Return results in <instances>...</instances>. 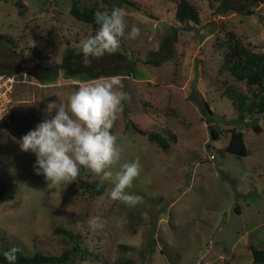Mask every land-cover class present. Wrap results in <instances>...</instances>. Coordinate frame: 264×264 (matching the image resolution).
I'll list each match as a JSON object with an SVG mask.
<instances>
[{"label": "rangeland", "instance_id": "obj_1", "mask_svg": "<svg viewBox=\"0 0 264 264\" xmlns=\"http://www.w3.org/2000/svg\"><path fill=\"white\" fill-rule=\"evenodd\" d=\"M71 1L0 0V70L26 77L14 85L9 124H0V251L16 243L26 254L59 255L74 244L54 231L60 226L79 240L63 264H252L250 247L264 248V114L238 119L225 88L249 92L224 68L223 53L232 36L264 51V2L230 0V9H219L222 0H188L199 18L186 26L174 17L179 0H76L119 7L126 33L140 28L137 39L121 38L115 54L86 67L81 41L97 29L69 12ZM64 59L73 61L69 76ZM35 71L50 74L41 79ZM113 76L129 97L112 129L119 164L138 158L142 165L126 190L143 198L135 207L111 200L109 181L100 194L85 189L79 177H100L84 168L65 187L48 184L35 174V154L18 144L55 115L49 104ZM128 118L162 135L167 147L136 132ZM232 131L243 133L246 155L225 150ZM93 217L103 227H90Z\"/></svg>", "mask_w": 264, "mask_h": 264}, {"label": "clouds", "instance_id": "obj_2", "mask_svg": "<svg viewBox=\"0 0 264 264\" xmlns=\"http://www.w3.org/2000/svg\"><path fill=\"white\" fill-rule=\"evenodd\" d=\"M94 21L99 26L95 35L81 41L83 63L87 67L93 59L105 54H115L126 36L135 40L140 28L132 25L130 30L119 7L94 12ZM124 84L113 76L86 83L74 90L67 101L51 103L46 111L55 115L45 119L34 130H30L18 141L23 152L35 154V174L43 175L48 184L64 187L76 181L82 168L100 177L101 182L109 181L113 187L110 199L129 207L143 202L139 195L126 190L142 172L139 159L119 164L122 150L117 146V137L112 133L115 122L123 112V104L129 97L123 91ZM3 116H0L2 118ZM119 164L118 169L115 167ZM123 221H117L122 226ZM92 228L103 227L99 218L89 221ZM22 249L11 247L3 253L8 264H16L17 254Z\"/></svg>", "mask_w": 264, "mask_h": 264}, {"label": "trees", "instance_id": "obj_3", "mask_svg": "<svg viewBox=\"0 0 264 264\" xmlns=\"http://www.w3.org/2000/svg\"><path fill=\"white\" fill-rule=\"evenodd\" d=\"M122 1L127 4L126 0ZM256 1L261 3L264 2V0ZM230 3V0H222L219 9H230ZM97 10L104 11L107 9L97 3L80 7L76 0H72L70 2L69 12L76 19L83 21L88 25H91L94 29H98L99 27L95 23L93 15ZM174 17L177 21L185 22L187 24L186 26H191L190 23H196L199 18L196 8L188 0L178 1ZM229 34L234 35L231 32ZM223 62L224 68L227 69V71L235 78L236 81H242L245 84L247 91L249 92V94L247 92L242 93L238 91L234 85L231 84L227 85L225 88L227 97L239 110L238 119L243 120L245 113L264 114V51H254L248 46H245L239 37L232 36L227 39V49L223 53ZM72 63L73 61L64 59L62 64V74L64 76H69L72 74ZM55 72L56 70L53 73ZM49 74L50 73L48 72L36 71L33 73L34 76L41 79H47ZM11 115L12 110L10 112V116ZM128 120L131 122V126L136 132L148 135L149 139L156 142L163 148L167 147L165 139L164 137H162V135H160L159 133L147 132L141 129L139 125L133 122L130 118H128ZM7 123L9 124L6 119H2L0 121V124H3L4 126ZM254 128L257 130L258 127L255 125ZM212 136L216 137L214 130H212ZM225 150L227 152L240 156L246 155L247 150L243 139V133H241L240 131H232ZM78 181L85 189L92 190L97 194L102 193V191L104 190V182L102 183L101 180L89 183L87 181H83L79 177ZM5 191V184L0 182V202H2L4 199ZM54 231L72 240L74 243L73 247L65 250L59 255L46 254L40 251H36L33 254H26L20 245L16 243H10L4 246L0 251V264H8L3 256V253L13 246H17L22 249V251L17 254L16 264H63L67 262L70 259L71 254L79 249L78 237L70 229L64 227L55 226ZM250 249L252 254V264H264V248L259 249L251 246ZM130 262V260H124L121 261V264H130Z\"/></svg>", "mask_w": 264, "mask_h": 264}, {"label": "built area", "instance_id": "obj_4", "mask_svg": "<svg viewBox=\"0 0 264 264\" xmlns=\"http://www.w3.org/2000/svg\"><path fill=\"white\" fill-rule=\"evenodd\" d=\"M26 77H21L17 73L0 71V121L11 111L12 93L15 83L25 81Z\"/></svg>", "mask_w": 264, "mask_h": 264}]
</instances>
